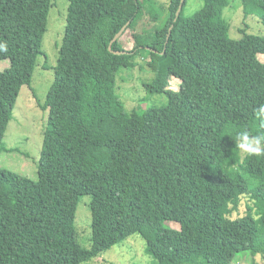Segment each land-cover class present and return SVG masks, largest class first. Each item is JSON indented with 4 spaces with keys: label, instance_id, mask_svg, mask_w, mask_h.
Masks as SVG:
<instances>
[{
    "label": "trees",
    "instance_id": "1",
    "mask_svg": "<svg viewBox=\"0 0 264 264\" xmlns=\"http://www.w3.org/2000/svg\"><path fill=\"white\" fill-rule=\"evenodd\" d=\"M66 1L41 102L31 79L40 61L49 67L42 40L52 0H0V62L8 61L0 71V153L23 87L45 113L36 179L0 168V264H84L131 229L150 264H233L250 254L264 239V154L242 150L240 136L264 140V36L247 33L244 20L264 26V0H242L236 35L223 15L228 0H202L189 16L187 0L178 16L180 0H169V15L148 39L134 35L129 51L121 36L112 40L148 0ZM139 54L150 59L146 94L163 97L145 110L128 109L117 92ZM82 196L87 249L75 226Z\"/></svg>",
    "mask_w": 264,
    "mask_h": 264
},
{
    "label": "rangeland",
    "instance_id": "2",
    "mask_svg": "<svg viewBox=\"0 0 264 264\" xmlns=\"http://www.w3.org/2000/svg\"><path fill=\"white\" fill-rule=\"evenodd\" d=\"M228 1L229 6L224 10L223 15L232 33L236 35V29L243 27V6L241 7L243 3L242 0ZM67 4L66 0H52V7L49 9L47 29L42 40L43 55L48 59L49 67L44 69L42 67L44 62L40 61L31 79V88L35 92L37 100L41 102L44 101L52 83V67L55 66L57 46L60 44L64 31ZM168 5L169 0L145 1L137 22L121 35L118 42L119 47L127 51L131 50L134 46V37L137 34L148 39L154 33L155 28L160 25L161 20L169 15ZM201 5L202 0H187L185 14L187 16L193 15L200 9ZM154 13H158V18L155 21L152 20L154 19ZM244 21L249 23L244 22L247 27V33L264 36V26L259 24L256 17L250 16ZM187 34L189 37L194 36V32L190 30H187ZM259 59L264 61V56H260ZM130 61V69L118 81L117 87V92L126 107L128 109L139 108L140 110H145L152 104L160 105L163 102V97L161 95L148 96L141 83L152 78V73L147 65L150 61L149 57L146 54H139L132 57ZM7 62H0V71L8 66ZM169 87L171 90H177L179 80L170 79ZM44 121L45 113L38 107L31 91L23 87L17 98L13 109V117L6 128L2 141L3 146L8 151L0 153V168L18 173L32 180L36 179V165L41 149V131ZM88 202L89 198L87 196L80 198L75 216L77 242L80 247L85 249L89 248L90 245ZM84 203L87 206L86 209L83 206ZM168 226L178 229L176 224H168ZM144 246V240L131 229L129 237L120 245L114 246L101 257L84 264H150V259L145 254ZM254 251L256 254H254ZM263 252L264 239L262 238V241L255 246L250 254L246 253L244 258L240 256L233 264H264Z\"/></svg>",
    "mask_w": 264,
    "mask_h": 264
},
{
    "label": "clouds",
    "instance_id": "3",
    "mask_svg": "<svg viewBox=\"0 0 264 264\" xmlns=\"http://www.w3.org/2000/svg\"><path fill=\"white\" fill-rule=\"evenodd\" d=\"M7 50V46L4 43H0V51H6ZM240 147L242 150L248 152L251 155H262L264 154V148L261 147L262 142H264V140H262V138L260 137H256V138H249V135L247 132H244L241 134L240 136Z\"/></svg>",
    "mask_w": 264,
    "mask_h": 264
},
{
    "label": "water",
    "instance_id": "4",
    "mask_svg": "<svg viewBox=\"0 0 264 264\" xmlns=\"http://www.w3.org/2000/svg\"><path fill=\"white\" fill-rule=\"evenodd\" d=\"M183 3H184V0H180V4H179V7H178V9H177L176 16L179 15V13H180V11H181V9H182ZM125 28H126V26H125L124 28H122V29L116 34V36L113 38L112 41H115L119 36H121V35L123 34ZM170 30H171V29H169V32H168L169 34H170ZM169 34H168V35H169Z\"/></svg>",
    "mask_w": 264,
    "mask_h": 264
}]
</instances>
